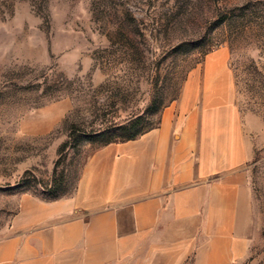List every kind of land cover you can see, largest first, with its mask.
<instances>
[{"label": "rangeland", "instance_id": "obj_1", "mask_svg": "<svg viewBox=\"0 0 264 264\" xmlns=\"http://www.w3.org/2000/svg\"><path fill=\"white\" fill-rule=\"evenodd\" d=\"M216 48L251 156L244 263L264 264V0H0V237L23 195L72 193L89 151L154 127Z\"/></svg>", "mask_w": 264, "mask_h": 264}, {"label": "crops", "instance_id": "obj_2", "mask_svg": "<svg viewBox=\"0 0 264 264\" xmlns=\"http://www.w3.org/2000/svg\"><path fill=\"white\" fill-rule=\"evenodd\" d=\"M250 157L228 51L216 48L154 127L83 157L72 193L23 195L0 264H245Z\"/></svg>", "mask_w": 264, "mask_h": 264}, {"label": "trees", "instance_id": "obj_3", "mask_svg": "<svg viewBox=\"0 0 264 264\" xmlns=\"http://www.w3.org/2000/svg\"><path fill=\"white\" fill-rule=\"evenodd\" d=\"M145 131H147V130H145ZM145 131H143V130H139V131H136V132L134 131V132H132V133L127 134V135L124 136V137H121L120 140L133 139V138H135L136 136H138L139 134H141V133H143V132H145ZM111 141H115V140H111ZM111 141H109V142H111Z\"/></svg>", "mask_w": 264, "mask_h": 264}]
</instances>
